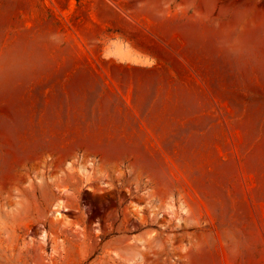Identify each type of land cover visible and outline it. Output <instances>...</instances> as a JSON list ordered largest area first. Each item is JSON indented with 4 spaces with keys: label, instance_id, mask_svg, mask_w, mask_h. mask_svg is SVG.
<instances>
[{
    "label": "rangeland",
    "instance_id": "1",
    "mask_svg": "<svg viewBox=\"0 0 264 264\" xmlns=\"http://www.w3.org/2000/svg\"><path fill=\"white\" fill-rule=\"evenodd\" d=\"M0 264H264V0H0Z\"/></svg>",
    "mask_w": 264,
    "mask_h": 264
}]
</instances>
